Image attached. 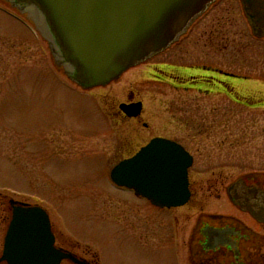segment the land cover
Masks as SVG:
<instances>
[{"label": "rangeland", "instance_id": "obj_1", "mask_svg": "<svg viewBox=\"0 0 264 264\" xmlns=\"http://www.w3.org/2000/svg\"><path fill=\"white\" fill-rule=\"evenodd\" d=\"M19 14L0 0V190L62 213L83 241L97 245L101 264H133L129 250L124 254L117 244L122 237L101 224L107 217L103 197L133 195L114 186L109 172L152 135L171 137L192 153L196 222L198 217L210 221L204 212L222 214L225 204L226 212L232 209L225 188L240 177L264 191V107H254L264 102V40L251 38L248 30L239 41L244 49L237 53L238 71L249 79L238 80L246 90L244 101L176 92L166 83L145 81L150 75L141 66L107 86L86 90L56 66L47 42ZM237 27H226L230 39L238 36ZM130 99L144 101V118L111 115L113 107ZM206 182H215L222 198H207Z\"/></svg>", "mask_w": 264, "mask_h": 264}, {"label": "water", "instance_id": "obj_2", "mask_svg": "<svg viewBox=\"0 0 264 264\" xmlns=\"http://www.w3.org/2000/svg\"><path fill=\"white\" fill-rule=\"evenodd\" d=\"M25 15L47 42L57 67L83 89L105 86L128 68L165 50L215 0H4ZM255 35H264V0H241ZM140 101L122 103L128 116L141 111ZM193 157L179 143L151 139L110 172L118 186L162 206H181L190 198L188 168ZM249 180V181H248ZM238 190V194H237ZM230 198L264 224V191L240 177ZM206 238L219 239L231 228L206 226ZM217 242V241H216ZM209 243V242H208ZM223 243L206 244L213 250ZM235 258L238 255L234 252ZM71 258L54 246L46 211L15 207L5 236L3 259L10 264H58ZM234 258V260H235Z\"/></svg>", "mask_w": 264, "mask_h": 264}, {"label": "flooded vegetation", "instance_id": "obj_3", "mask_svg": "<svg viewBox=\"0 0 264 264\" xmlns=\"http://www.w3.org/2000/svg\"><path fill=\"white\" fill-rule=\"evenodd\" d=\"M229 25L238 26L235 31L238 36L232 39L226 32V27ZM248 30L251 38L253 37L256 41L264 40V35L253 34L241 0H215L170 47L134 67L141 66V71L149 73L150 76L145 81L166 83L176 92H195L201 97L216 94L224 98L229 97L234 102L240 101L239 98L244 101L243 99L247 98L246 90H242V83H238V80L244 83L249 79L238 71L237 53H242L244 49L241 48L242 44L239 41L243 33L248 35ZM261 53L256 52L257 55ZM246 86L251 87L250 85ZM127 95L132 97L133 92H129ZM137 101L142 102L138 116L127 117L120 110L121 103ZM254 107H264V102H259ZM112 114L118 119L139 121L138 118H144V114H146V106L143 100L130 99L118 103L116 109L113 107ZM141 124L144 128L149 126L145 121ZM155 137L174 140L164 135H152L124 158L131 157L140 147ZM189 153L192 155L190 151ZM190 169L191 167L188 169V181L191 195L188 202L182 206H158L144 196L135 195L131 189L118 186H116L118 189L130 191L133 195L103 197L107 198L104 207L107 217L101 220V224L108 227L109 232H112L113 235L116 233L122 237L121 241L124 245L121 241H117V244H122L124 254L127 253L126 248L129 250V262L133 264H264V224L248 211L240 208L230 198L228 189L233 183L225 188L228 204L232 207V209L229 207V212H226L228 205L225 204L226 208L222 214L203 213L210 221L204 223L200 217L197 218V222H202V224L199 225L201 226L199 228L201 234L199 247L197 250L195 249L197 222L192 202L195 194L193 186L196 180L191 177ZM207 183L205 184L207 189L204 191L209 194L206 195L207 198L212 194L222 198V191L216 187L217 184H214L215 182ZM254 185L259 187L257 183ZM47 201L46 198L43 200V202ZM41 202L0 190V264H10L3 259V250L13 209L26 205H39L46 211L55 248L71 255L82 264H101L104 261L102 255H99V248L96 244L83 241L69 227L62 213L52 212L50 206ZM204 202L207 203V201ZM190 205L192 206L190 207ZM206 226L231 228L233 233L219 239H208L202 232ZM216 241L223 244L213 250L205 246L209 243L214 245L217 243ZM236 250L238 255L235 258ZM196 251L198 259H196ZM109 257L108 262L112 263ZM200 259L202 260L200 261ZM58 264L78 263L71 258H62Z\"/></svg>", "mask_w": 264, "mask_h": 264}]
</instances>
